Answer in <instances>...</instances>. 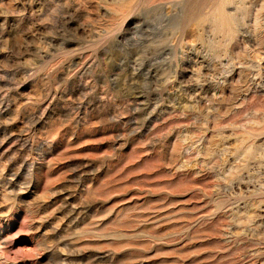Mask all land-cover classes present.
Returning <instances> with one entry per match:
<instances>
[{
    "label": "rangeland",
    "instance_id": "obj_1",
    "mask_svg": "<svg viewBox=\"0 0 264 264\" xmlns=\"http://www.w3.org/2000/svg\"><path fill=\"white\" fill-rule=\"evenodd\" d=\"M0 264H264V0H0Z\"/></svg>",
    "mask_w": 264,
    "mask_h": 264
}]
</instances>
